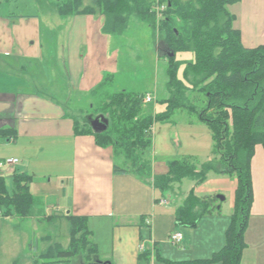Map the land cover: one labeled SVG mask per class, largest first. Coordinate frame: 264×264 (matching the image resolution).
Listing matches in <instances>:
<instances>
[{
	"label": "crops",
	"instance_id": "0c3cea01",
	"mask_svg": "<svg viewBox=\"0 0 264 264\" xmlns=\"http://www.w3.org/2000/svg\"><path fill=\"white\" fill-rule=\"evenodd\" d=\"M63 1L56 4L55 17L42 14V0H30L28 5L23 0H0V162L19 160L17 165L0 169V176L8 181L14 172L31 175V192L35 204L43 207L39 211L43 215L58 212L65 217H87L88 228L98 245L100 257L96 261L101 264H138L139 256L146 250L151 251V264H156L162 257L161 245L170 243L174 233L182 234V241L174 245L180 249L185 241L184 248H187L196 241L198 231L186 228L184 231L189 234H183L175 217L178 207L191 191L197 197L222 196L224 200L218 198L220 213L209 215L211 225L206 227L213 233L202 241V247L208 251L205 249L206 254L196 257L211 258L225 245L226 230L235 207L237 179L211 173L203 184L189 181L183 188L184 180L162 197L164 203H158L156 199L160 195L153 186V178L167 173L169 164L177 160H171L173 155L183 150L181 136L174 130V117L163 122L169 130L170 148L160 134V144H157L159 130L156 124L153 128L155 155L151 161V182L133 173H115L118 157L124 165L127 163L123 156L112 147H99L94 136L75 135L72 116L79 119L78 115H83L80 103L90 102L91 92L105 75L116 78L120 73L119 46L114 45L115 36L102 32L101 15L62 16L57 7ZM93 1L83 2L84 7ZM232 7L243 46L246 49L264 46V0H241ZM67 20L70 23L64 25ZM44 22L50 33L56 22L58 29L63 23L67 30L68 49L61 52V64L59 57L57 65L44 60ZM156 47L160 55L158 43ZM46 66L53 69L47 70ZM52 71L57 75L61 72L59 83ZM158 97L157 104L166 98V93ZM179 112L186 111L175 114ZM91 125L98 129L96 124ZM251 166L254 201L245 242L247 250H254L252 263L264 264V256L258 257L263 253L257 251L259 247L264 249V146H256Z\"/></svg>",
	"mask_w": 264,
	"mask_h": 264
},
{
	"label": "trees",
	"instance_id": "16d2710c",
	"mask_svg": "<svg viewBox=\"0 0 264 264\" xmlns=\"http://www.w3.org/2000/svg\"><path fill=\"white\" fill-rule=\"evenodd\" d=\"M166 6L157 21L156 0H94L84 7V0H64L58 4L60 15H101L102 32L121 37L132 19L146 23L156 31L159 27L165 60L166 98L160 100L164 111L150 113L144 104V94L121 90L98 104L79 107L83 115H102L109 123H96L98 130L82 124L74 115L75 135H91L102 148L112 147L127 163L114 165V172L133 173L152 180V162L146 153L153 146L152 131L158 122L170 121L176 112L196 114L212 133L215 158L201 165L190 160H174L167 173L153 178V186L161 202L174 186L184 180L201 185L211 173L238 181L236 200L223 248L209 259L183 264H241L247 248L245 233L251 216L254 192L252 158L257 145L264 146V46L246 49L241 32L235 26L236 16L228 7L241 0H158ZM160 24V25H157ZM157 33V32H156ZM170 53H174L170 57ZM178 53H191L192 59L179 60ZM182 72V73H181ZM114 81L105 75L90 96L96 97ZM204 96V106L192 104L190 94ZM100 125V127H99ZM11 184L0 176V214L27 218L35 203L31 192L33 177L14 172ZM216 197H197L191 191L175 212L180 228H196L206 215L215 213ZM71 224V245L68 249L51 250L48 263L69 262L90 243L91 231L87 217H66ZM89 240V241H88ZM97 252L94 246L89 252ZM152 254L144 251L138 264H150Z\"/></svg>",
	"mask_w": 264,
	"mask_h": 264
},
{
	"label": "rangeland",
	"instance_id": "374dc122",
	"mask_svg": "<svg viewBox=\"0 0 264 264\" xmlns=\"http://www.w3.org/2000/svg\"><path fill=\"white\" fill-rule=\"evenodd\" d=\"M2 1L4 2L7 0ZM23 1L26 5H28V2H30V0ZM58 2H60V0H42V14L46 15L49 13L54 14L55 17H57L55 10L56 4ZM84 2L89 4V0H84ZM158 4H160V2L156 0V6ZM155 8L156 7H154L153 10H155ZM228 9L230 12H232L235 8L230 6ZM159 20L160 19H157L158 22H160ZM68 23H70V20L65 21L64 25H68ZM157 25L160 24L157 23ZM53 26L55 27L53 30L48 28L50 31H53V33H50L47 30L48 24L44 22V26L42 28V44L45 47L44 52H46L44 53V60L50 62L52 61L53 64L56 62L54 65H57V57H59V63L61 64V52L63 50L67 51L68 49V35L66 28L63 27V23L62 28L59 29L57 27V22L54 23ZM156 28L157 30L155 31L150 25L141 23L136 19H132L127 32L121 37H116V44L114 43L115 46H119V48H117V51L119 52V75L114 78L112 85L101 91L96 97L89 96L88 101L90 102H81L80 107L86 108L91 103H101L105 101L110 94L119 92L121 90H127L128 92H137L144 95L147 94L145 97L150 94L152 96L153 102L145 105L146 109L150 113L157 114V112L164 111L165 106H161V102L157 104V97L159 96L158 98L160 99V97L163 96V93H166L165 70L167 64L165 60H163V58H161V56L158 54L156 44L158 43L160 54H165L167 51L163 49L159 27ZM50 54H52L51 57H49ZM177 58L179 60H191L192 54L178 53ZM43 64L50 65V63L48 64L46 62ZM46 69L52 70L53 67L46 66ZM52 74L54 77H57V81L59 83L61 72H59L57 75L56 71H52ZM53 76L50 77L54 78ZM45 79L47 81V78ZM190 98L192 104L198 108L204 106L205 99L202 94L193 91L190 94ZM78 116L82 124L88 123L91 125V123L96 124L101 121L102 125L104 119L107 123H109L108 118L102 115L79 114ZM174 119L176 121V127L174 130H177L178 134L181 136L183 150L180 151L179 155H173L174 157L171 160H190L193 164L201 165L215 158L213 153L214 143L212 140L211 130L205 123L199 120L198 116L189 114L188 112H179L175 114ZM165 125L166 124H163L162 122H158L156 124V130H159V133L156 136V142L159 145V138L160 136H163L166 138V143L170 148V144L168 143L169 130H166ZM173 146L175 147V144H173ZM174 151L173 153L175 154ZM158 154L160 153L158 152ZM154 155V149L151 147L148 149L146 156H148L152 161V157ZM157 157L161 158L159 155H157ZM117 164L120 167L124 166L122 159L119 157L117 158ZM8 183L11 184V179L8 180ZM188 184H190V182L186 180L182 187L185 188ZM214 197H216V201L214 203L217 206L215 213L213 214L218 215V213H220L218 211V208H220V202L218 200V195H214ZM42 208L43 207L41 205L37 206L34 203L32 214L25 219L16 215H8L7 217H3V215L0 214V264H45L49 261L48 255L52 249L56 251L58 247L64 249L69 248L71 245L70 222H68L67 218L62 213L56 212L55 214L49 215H43L42 213H39ZM225 209H227V207H225ZM37 212L39 214H37ZM209 219H212V217L209 215L204 216L199 222L198 226L193 228L194 230L198 231L196 234V241L189 246L187 245V248H184L185 241L183 244H181L180 249L179 246L174 245L172 242L161 245L162 257L161 260H159L156 264H183L190 262L191 260V262L201 260L196 259V257L198 255L203 256L206 254L205 251H208V249L205 247L206 241L204 243L206 250L202 247L203 238L213 233L212 230L209 232V229L207 230L206 228L211 225V220ZM185 229L186 228H182V232L186 236V234H189V232L184 231ZM90 243L91 246L88 243H85V248L81 247V252L69 262H63L59 264H101L96 261L100 256L97 247L98 245L95 243L93 236L90 237ZM92 246L96 248L97 252H89V248ZM253 251V249H251V251L246 249L245 257L248 258L247 261L244 262V257L242 264H253L252 262L254 258L252 256L255 255ZM257 251L263 253L258 257L264 256L263 247H259Z\"/></svg>",
	"mask_w": 264,
	"mask_h": 264
},
{
	"label": "built area",
	"instance_id": "2783aa9c",
	"mask_svg": "<svg viewBox=\"0 0 264 264\" xmlns=\"http://www.w3.org/2000/svg\"><path fill=\"white\" fill-rule=\"evenodd\" d=\"M166 10V6L164 5H160L158 4L155 8V12L157 14V18L161 19L163 16L164 11ZM153 101L152 96L148 95L147 97H145L144 102L146 104H149ZM19 163L18 159H7L3 162H0V169L3 168H8L11 167L13 165H17ZM161 203H164V201L162 200ZM182 241V234L181 233H174L171 235L170 237V242H172L173 244H178Z\"/></svg>",
	"mask_w": 264,
	"mask_h": 264
},
{
	"label": "water",
	"instance_id": "95a60500",
	"mask_svg": "<svg viewBox=\"0 0 264 264\" xmlns=\"http://www.w3.org/2000/svg\"><path fill=\"white\" fill-rule=\"evenodd\" d=\"M168 55H170V57H173L174 56V53H170ZM218 198L221 199V200H224V197H222V196H218ZM107 264H111V263L109 262Z\"/></svg>",
	"mask_w": 264,
	"mask_h": 264
}]
</instances>
